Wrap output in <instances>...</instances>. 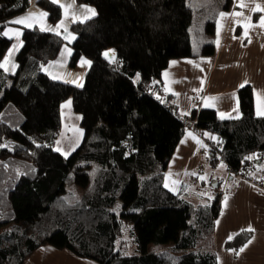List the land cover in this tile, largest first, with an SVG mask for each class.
<instances>
[{
  "label": "trees",
  "instance_id": "16d2710c",
  "mask_svg": "<svg viewBox=\"0 0 264 264\" xmlns=\"http://www.w3.org/2000/svg\"><path fill=\"white\" fill-rule=\"evenodd\" d=\"M36 3L58 23L57 3ZM75 3L95 11L70 25L68 66L90 62L81 86L43 72L64 39L38 26L22 27L14 72L0 67V264H26L44 246L97 264H218L222 181L193 202L166 186V170L191 123L206 137L210 166L223 161L230 179L250 178L264 165V115L246 84L237 90L239 117L222 119L208 107L182 117L162 72L172 59L214 55L217 18L233 0ZM28 7L0 0V61L12 42L6 27ZM107 48L113 61L103 57ZM66 100L82 138L63 156L54 143ZM251 235L241 230L224 246L237 253Z\"/></svg>",
  "mask_w": 264,
  "mask_h": 264
},
{
  "label": "crops",
  "instance_id": "0c3cea01",
  "mask_svg": "<svg viewBox=\"0 0 264 264\" xmlns=\"http://www.w3.org/2000/svg\"><path fill=\"white\" fill-rule=\"evenodd\" d=\"M36 1L29 0L28 10L11 20L27 18L24 24L11 23L6 27V36L12 42L0 61V67L6 72H14V57L21 46L22 27L38 26L43 30L59 33L64 39L58 55L44 65L43 72L52 79L81 86L90 62L82 57L75 67L68 66L71 54L69 43L74 38L70 25L92 17L89 9H94L88 5H78L75 0H55L61 7V18L53 25L49 23L46 15H41L46 13ZM262 17L264 0H233L232 7L221 12L217 18L214 55L169 61L162 72V81L165 91L174 95L180 116H188L194 108L208 107L214 109L220 118L223 114L222 119L237 118L240 116L237 90L246 84L253 89L256 115L264 112ZM62 21L68 29L66 34L60 25ZM105 53L111 56L106 57ZM102 54L109 61L115 59L112 48L105 49ZM193 97H197V100L194 101ZM188 126L166 170V186L177 189L175 193L183 191L185 198L195 193L201 200L205 191L209 192L210 183L213 182L214 186V181H222L219 189L226 190L221 196L220 213L214 221L212 245L218 264H264V165L257 167L250 178L235 176L230 179L226 164L221 161L225 170L222 177L209 176L201 179V171L208 164L205 158L208 144L204 134L197 131L191 123ZM168 171L171 172L168 174ZM241 230H251V237L237 253L226 249V240ZM29 260L26 264L48 263L40 261L41 259Z\"/></svg>",
  "mask_w": 264,
  "mask_h": 264
},
{
  "label": "rangeland",
  "instance_id": "374dc122",
  "mask_svg": "<svg viewBox=\"0 0 264 264\" xmlns=\"http://www.w3.org/2000/svg\"><path fill=\"white\" fill-rule=\"evenodd\" d=\"M65 4V3H64ZM64 34L67 33V26L64 21L60 24ZM110 57L111 55L108 54ZM82 138V129L80 126V116L78 113L74 112L71 107L70 101L66 100L61 105V126L54 143V149L60 152L63 156L70 155L80 144ZM207 160V157H205ZM224 165L222 163L218 164L216 167L209 166L206 164L203 170L201 171L200 178L203 177L207 179L209 176H214V178L222 177L221 175L225 173ZM223 168V169H222ZM171 171H168L169 174ZM198 186L200 187V179ZM167 187L172 191L176 192L177 189ZM191 188V187H189ZM194 188V187H193ZM205 195L209 194L208 190L205 191ZM181 196H184L183 191H181ZM197 195L193 193L191 196L186 197L190 201L196 202L200 198L196 197ZM203 196V197H204ZM41 259V260H40ZM47 261V264H50V261H55V264H97L93 260L77 257L68 250H58L51 246H44L39 248L34 254L33 258L31 257L29 261Z\"/></svg>",
  "mask_w": 264,
  "mask_h": 264
},
{
  "label": "snow or ice",
  "instance_id": "6c2138e0",
  "mask_svg": "<svg viewBox=\"0 0 264 264\" xmlns=\"http://www.w3.org/2000/svg\"><path fill=\"white\" fill-rule=\"evenodd\" d=\"M54 2H55V0H54ZM89 11H91L93 15L95 14L94 10L89 9ZM41 15H46V14L42 13ZM221 15H223V13ZM26 19L27 18H20V19L12 21L11 23L24 24ZM261 22H262V26H264V17L261 18ZM5 35H7V33H5ZM17 35H19V33H17ZM105 56L107 57L108 53H105ZM0 66H2V65H0ZM257 114L258 115H264V112H258ZM221 115H222V118H223V114H221ZM248 159H251V157H249ZM201 179H203V177H201ZM241 251H243V249H241Z\"/></svg>",
  "mask_w": 264,
  "mask_h": 264
},
{
  "label": "built area",
  "instance_id": "2783aa9c",
  "mask_svg": "<svg viewBox=\"0 0 264 264\" xmlns=\"http://www.w3.org/2000/svg\"><path fill=\"white\" fill-rule=\"evenodd\" d=\"M193 100L196 101L197 100V97H193Z\"/></svg>",
  "mask_w": 264,
  "mask_h": 264
}]
</instances>
